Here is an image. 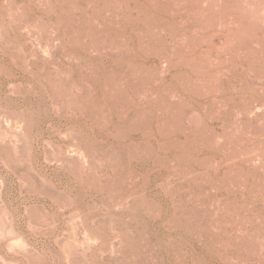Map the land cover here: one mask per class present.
<instances>
[{"label": "rangeland", "instance_id": "1", "mask_svg": "<svg viewBox=\"0 0 264 264\" xmlns=\"http://www.w3.org/2000/svg\"><path fill=\"white\" fill-rule=\"evenodd\" d=\"M0 264H264V0H0Z\"/></svg>", "mask_w": 264, "mask_h": 264}]
</instances>
